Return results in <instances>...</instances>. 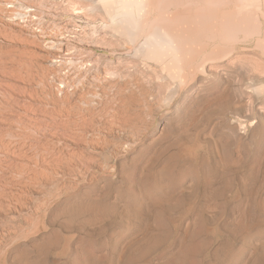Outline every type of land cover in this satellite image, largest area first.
<instances>
[{"label": "rangeland", "instance_id": "rangeland-1", "mask_svg": "<svg viewBox=\"0 0 264 264\" xmlns=\"http://www.w3.org/2000/svg\"><path fill=\"white\" fill-rule=\"evenodd\" d=\"M147 1L203 45L169 103L109 0H0V264H212L246 220L264 264V0Z\"/></svg>", "mask_w": 264, "mask_h": 264}, {"label": "bare ground", "instance_id": "bare-ground-1", "mask_svg": "<svg viewBox=\"0 0 264 264\" xmlns=\"http://www.w3.org/2000/svg\"><path fill=\"white\" fill-rule=\"evenodd\" d=\"M109 1H110L109 4H107V5L105 4V6L107 7V12L109 13V18H110V20H109L110 23H109L108 27L113 32L127 37L128 39H130V41L132 43L134 41H136L137 39H139L140 37H142L143 41L137 45H134V48L132 49L131 52L142 57V58H144V59H146V60H152L153 62L159 64L160 66L167 67L169 69V71L172 72V74H169V76H170L171 80L173 81V83L168 88V91L166 94V100L169 103V101L172 100V98L177 94L178 89H180V83L183 82L181 75L178 74L176 71V69H178V67L176 65H180L183 67L187 63L188 58H192V57L199 55V53L201 51V46H203V45L187 43V42L191 41L193 38L188 36V33L184 32L183 29H180L181 30L180 33H176V32L170 31L168 28L163 27L161 25H156V26L152 25L153 22L148 20V17H149L148 13H149V10L151 8V3L147 0H109ZM167 2H168L167 0H157V1L153 0V10L156 8L157 11L158 10L160 11L161 9L166 7ZM154 4H156L157 6H155ZM210 4H212V0H207V7ZM3 11L5 13H8L7 12L8 10L7 11L3 10ZM9 14H10V12H9ZM227 24L228 23L225 22V25H227ZM238 33H239V30L230 31V30L226 29L224 31V35H221V36L216 35V37H221V38L223 37L224 39L231 42L230 45H232V46H230V47H233L235 42L237 40L240 41V39H241V38L238 39V37H239ZM191 34H192V32H191ZM197 36H198V39H202L203 41H210V40L215 38V35H212L208 29H206V30L201 29L197 33ZM244 38H245V36H244ZM195 47H198V48L200 47L199 48L200 51L192 52L191 49H194ZM233 48H235V46ZM233 48H231V49H233ZM201 71L204 73L203 64H201ZM160 80H161V83H159V84H163V83H164L163 85L167 84L165 77H160ZM159 86L163 87L161 85H159ZM165 174H166V178H167V187L170 183H174L175 180L182 178L181 176H179V174L177 175V177H173L172 171H170V172L168 171V173H165ZM180 174H182V173H180ZM184 174H185V177H187V174L186 173H184ZM43 176H44V174H43ZM190 180H192V179L190 178ZM197 180H198V178H197ZM28 183H29V181H28ZM192 183H193V181H192ZM142 190H143V188H142ZM150 191L151 190H149V192ZM158 191L156 193V190L153 189V197H155V198L159 197L161 191L160 192H158ZM145 195H146V193H145ZM250 212H251V210H250ZM246 222H247V225L244 224L241 227V228H244V230H247L245 232V236H244L245 238L243 237V240H244L243 245H241V247H239L238 244L237 245H231L230 244V245L225 246V247H223L224 246L223 245L222 246L223 248H221L219 251H217V252L214 251L215 252L214 262L212 264H241L243 262V259L247 261V264H250L252 261H254V253H251L247 249L248 244L246 241L247 240H255L256 236L258 237L260 230L258 228L256 230V232H258V235H257V233L252 234L253 231H252V233H248V235H247V232H249L248 229H250L251 227H249L248 229H245L248 226H250V225H248L249 221L246 220ZM262 230H264V229H262ZM190 233H192V232H190ZM182 249H184V248H182ZM181 251H183V250H181ZM191 252H192L191 247L186 248L184 250V256L181 257V259L177 258L180 261L177 263L172 262L170 264L182 263L184 258L188 257L191 254ZM177 259H176V261H177Z\"/></svg>", "mask_w": 264, "mask_h": 264}]
</instances>
